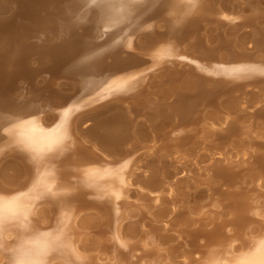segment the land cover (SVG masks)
Returning a JSON list of instances; mask_svg holds the SVG:
<instances>
[{"label":"bare ground","instance_id":"1","mask_svg":"<svg viewBox=\"0 0 264 264\" xmlns=\"http://www.w3.org/2000/svg\"><path fill=\"white\" fill-rule=\"evenodd\" d=\"M0 264H264V0H0Z\"/></svg>","mask_w":264,"mask_h":264},{"label":"snow or ice","instance_id":"2","mask_svg":"<svg viewBox=\"0 0 264 264\" xmlns=\"http://www.w3.org/2000/svg\"><path fill=\"white\" fill-rule=\"evenodd\" d=\"M190 2L194 3V0H190Z\"/></svg>","mask_w":264,"mask_h":264}]
</instances>
